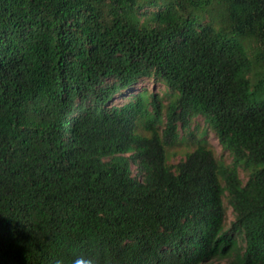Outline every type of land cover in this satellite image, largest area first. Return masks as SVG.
I'll return each instance as SVG.
<instances>
[{
	"label": "trees",
	"instance_id": "16d2710c",
	"mask_svg": "<svg viewBox=\"0 0 264 264\" xmlns=\"http://www.w3.org/2000/svg\"><path fill=\"white\" fill-rule=\"evenodd\" d=\"M85 260L264 264V0H0V264Z\"/></svg>",
	"mask_w": 264,
	"mask_h": 264
},
{
	"label": "rangeland",
	"instance_id": "374dc122",
	"mask_svg": "<svg viewBox=\"0 0 264 264\" xmlns=\"http://www.w3.org/2000/svg\"><path fill=\"white\" fill-rule=\"evenodd\" d=\"M141 86H143V87L145 86V87H147L149 89L157 87V85L154 83L153 80H147V79H145L142 82H140L138 88L141 87ZM206 128H207V132L205 133L204 137L207 139V141L212 146L215 154L218 157L224 159L225 162H227L229 164H233L232 155L227 150H225L223 148L222 144L218 140V138L215 135V133L205 123L203 117L198 116V117H196V118H194L192 120L190 129L194 130L196 133H201ZM185 149H186L185 141L184 142L180 141V143H178L174 149H171V153L172 154L174 152H178V154L173 157L172 161H174V162L178 161L180 156L182 155V152H184ZM136 171L137 170L135 169V166H134V172H136ZM239 173H240V176L242 177V179L244 181H246L247 177H248L247 173L241 168H239ZM228 213H229V220H230L232 218L231 208L228 209ZM214 264H224V261H215Z\"/></svg>",
	"mask_w": 264,
	"mask_h": 264
},
{
	"label": "clouds",
	"instance_id": "9594fccd",
	"mask_svg": "<svg viewBox=\"0 0 264 264\" xmlns=\"http://www.w3.org/2000/svg\"><path fill=\"white\" fill-rule=\"evenodd\" d=\"M77 264H91V262L87 261V260H85V261H77Z\"/></svg>",
	"mask_w": 264,
	"mask_h": 264
}]
</instances>
